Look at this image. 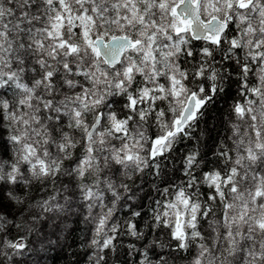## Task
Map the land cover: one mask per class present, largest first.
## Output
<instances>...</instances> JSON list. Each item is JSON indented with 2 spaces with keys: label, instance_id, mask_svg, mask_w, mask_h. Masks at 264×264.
<instances>
[{
  "label": "snow or ice",
  "instance_id": "obj_1",
  "mask_svg": "<svg viewBox=\"0 0 264 264\" xmlns=\"http://www.w3.org/2000/svg\"><path fill=\"white\" fill-rule=\"evenodd\" d=\"M0 264H264V0H0Z\"/></svg>",
  "mask_w": 264,
  "mask_h": 264
}]
</instances>
